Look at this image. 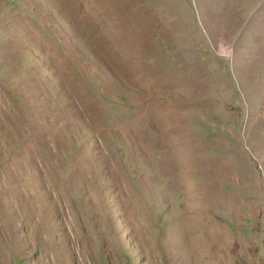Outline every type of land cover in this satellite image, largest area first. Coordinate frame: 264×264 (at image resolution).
Returning <instances> with one entry per match:
<instances>
[{
    "label": "rangeland",
    "instance_id": "374dc122",
    "mask_svg": "<svg viewBox=\"0 0 264 264\" xmlns=\"http://www.w3.org/2000/svg\"><path fill=\"white\" fill-rule=\"evenodd\" d=\"M0 264H264V0H0Z\"/></svg>",
    "mask_w": 264,
    "mask_h": 264
},
{
    "label": "bare ground",
    "instance_id": "6f19581e",
    "mask_svg": "<svg viewBox=\"0 0 264 264\" xmlns=\"http://www.w3.org/2000/svg\"><path fill=\"white\" fill-rule=\"evenodd\" d=\"M223 51H226L225 49H223ZM226 53H227V51H226Z\"/></svg>",
    "mask_w": 264,
    "mask_h": 264
}]
</instances>
